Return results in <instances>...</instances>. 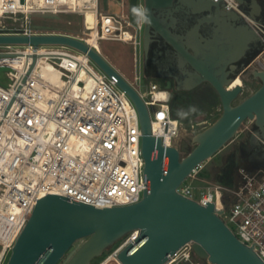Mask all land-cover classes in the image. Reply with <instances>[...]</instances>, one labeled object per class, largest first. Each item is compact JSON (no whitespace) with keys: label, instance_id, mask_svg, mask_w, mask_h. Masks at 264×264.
<instances>
[{"label":"built area","instance_id":"obj_1","mask_svg":"<svg viewBox=\"0 0 264 264\" xmlns=\"http://www.w3.org/2000/svg\"><path fill=\"white\" fill-rule=\"evenodd\" d=\"M212 1H222L224 8L238 12L251 26L263 44L254 61L255 70H264L260 60L264 56V22L250 18L236 0ZM87 10L95 12L97 43L103 39L131 43L137 65L142 25L133 23L129 13L102 12L99 0L81 4L74 0H0V33L69 35L99 51L88 42L93 29L86 22ZM35 13L80 14L90 37L38 29L32 19ZM4 19L13 23L6 25ZM34 55L36 64L23 82ZM39 61L51 63L61 83L37 72ZM2 68L7 69L9 79L5 86L0 84V246L4 250L0 264H5L44 196L57 194L70 202L106 208L139 202L148 185L137 108L87 53L66 44L5 43L0 44ZM135 82L139 90L128 83L149 109L152 134L161 138L164 146L179 147L185 139L182 122L171 113L167 90L155 82H143L140 67ZM158 92L165 95L159 97ZM246 121L245 129L253 120ZM203 169L204 163L193 168L177 191L202 205L213 203L232 232L264 261V167L249 170L238 166L231 184L205 178ZM186 179L191 185H183ZM138 235L139 230L131 231L110 253L117 256ZM181 263L212 264L199 258L191 243L169 255L165 264Z\"/></svg>","mask_w":264,"mask_h":264},{"label":"water","instance_id":"obj_2","mask_svg":"<svg viewBox=\"0 0 264 264\" xmlns=\"http://www.w3.org/2000/svg\"><path fill=\"white\" fill-rule=\"evenodd\" d=\"M190 3L200 10L213 12L216 17L223 8L222 1L190 0ZM133 6L136 0H131L129 9L130 20L135 23L131 13ZM243 22L244 46L248 25ZM253 34L257 36L254 30ZM5 43L73 46L87 53L114 78L131 97L139 113L148 185L139 202L106 208L70 202L57 194L44 196L33 209L5 264H58L79 240L82 243L65 264H91L133 230H139L138 237L117 255L122 264H165L169 255L187 243H191L199 258L212 264H264L253 248L226 225L213 203L205 206L177 191L191 170L215 156L235 137L246 120H253L260 127L262 133L256 132V136L264 144V70L253 71V77L259 79L261 85L238 103L235 101L242 94L243 86H232V78L227 79L236 62L234 55L240 48L239 43L212 40L207 46L193 47L195 54H191L182 42L174 43L186 57L180 67L187 62L196 71L195 81L187 88L207 81L218 93L222 105L221 114L212 124L190 139H183L179 147L164 146L161 138L152 134L149 109L138 92L100 51L83 40L69 35L0 33V44ZM36 61L37 55H34L23 82Z\"/></svg>","mask_w":264,"mask_h":264},{"label":"flooded vegetation","instance_id":"obj_3","mask_svg":"<svg viewBox=\"0 0 264 264\" xmlns=\"http://www.w3.org/2000/svg\"><path fill=\"white\" fill-rule=\"evenodd\" d=\"M110 1L120 12L125 9L124 14L129 13L131 0ZM236 1L250 18L264 22V0ZM136 6L151 9L152 18L151 26L141 27L140 73L147 81L165 88L169 101L179 95H186L192 99L204 97L209 103L214 99L221 103L218 93L207 81L187 88L195 81L196 71L187 62L184 67H180L186 57L175 47V42L185 44L191 54H195L193 47L207 46L212 40L239 43L240 48L235 50L234 55L236 62L227 79L232 78L233 82L237 77H248L251 84L261 83L253 77V71L256 69L254 61L262 51L263 44L238 12L223 7L216 17L213 12L195 8L190 0H136ZM243 20L248 25L244 46L241 29ZM256 132L262 133L260 127L252 122L245 131L246 138L236 145V150L216 171L214 176L217 181L231 184L240 159L247 161L250 166H264V144ZM191 146L190 143L189 148Z\"/></svg>","mask_w":264,"mask_h":264},{"label":"rangeland","instance_id":"obj_4","mask_svg":"<svg viewBox=\"0 0 264 264\" xmlns=\"http://www.w3.org/2000/svg\"><path fill=\"white\" fill-rule=\"evenodd\" d=\"M99 7L102 12L106 13H121L124 15V13L126 12L125 9L120 12L119 8L117 6H114L110 0H99ZM32 19L34 25H36V27L41 30L62 31L84 39H88L90 37L89 32L85 29L83 16L77 13H35L32 14ZM3 22L6 25H11L13 23V21L9 19H4ZM130 29L132 30V28ZM98 48L100 53L106 58V60L120 74H122L128 82L132 83L139 90V87L135 84V73L136 70H138V68L140 67V61L137 62L136 65L135 49L133 45L131 43L124 42L121 40L103 39L98 42ZM260 60L264 64V56H262ZM256 67L258 66L256 65ZM6 71V68L0 69V84L4 86L7 84V82H9V79L8 77H6L5 74ZM142 78L143 82L147 81L143 75ZM247 78L242 79L243 92L236 99L235 103H238L243 98L253 93L261 85V83L251 84L249 83ZM217 104L218 105L214 108L206 106L205 110H203L204 108H198L199 110H203L204 112L202 111L198 114L196 113L191 118L190 122L182 123V136L186 139H190L196 133L202 131L204 128L212 124L222 112L221 103ZM247 124V121H245L244 124H242L239 132L235 135V137L229 143H227L215 156H213L210 160L204 162V169L201 173L202 176L209 180L217 181L214 176L216 171L219 170L220 166L224 165V163L231 155V152L236 150V145L246 138L247 134L245 133V126ZM237 166H243L249 170H255L256 168H258L257 166H250L247 161H243L242 159H240V163ZM235 180L236 175L234 173L232 183ZM183 185H191L190 179H186ZM81 243L82 240L77 241L73 246V250L68 251L66 253L65 258L58 264H65ZM1 250L2 249L0 246V252ZM10 253L11 251L7 254L6 261L8 260Z\"/></svg>","mask_w":264,"mask_h":264},{"label":"bare ground","instance_id":"obj_5","mask_svg":"<svg viewBox=\"0 0 264 264\" xmlns=\"http://www.w3.org/2000/svg\"><path fill=\"white\" fill-rule=\"evenodd\" d=\"M76 3L77 1H79V3H83V1H92L93 0H74ZM95 3V2H94ZM86 22L88 25L89 29H93L92 30V37L89 38L88 42L91 45L94 46H98V43L96 41V36H95V23H96V16H95V12L92 10H87L86 11ZM35 70L37 72H39L45 79H50L56 83H61V79L59 77V73L56 69H54V67L52 66L51 63L47 62V61H39L37 67L35 68ZM242 79L241 77H237L232 83L231 85H242ZM165 95V93L162 92H158L157 96L161 97ZM138 232V231H137ZM3 249L0 252V257L3 255ZM98 264H122L119 259L117 258V256L114 253H109L107 257H105L100 263Z\"/></svg>","mask_w":264,"mask_h":264},{"label":"trees","instance_id":"obj_6","mask_svg":"<svg viewBox=\"0 0 264 264\" xmlns=\"http://www.w3.org/2000/svg\"><path fill=\"white\" fill-rule=\"evenodd\" d=\"M169 102H170V109H171V113H172L173 117L179 119V121L182 122V123L183 122L184 123L190 122L191 118L196 113L198 114L199 112H202L203 110H205L206 109L205 108L206 106H208V107H213L214 106L215 107L216 104H217V102H216L215 99L214 100H211V102L209 103L208 100L206 98H204V97H200L199 99H197V98L192 99V98H190V97H188L186 95H179L178 97H176L174 99H170ZM190 106H195L197 109L198 108H204V109L203 110H199L198 109V111L196 113L190 114L187 118L181 119L177 115V110L178 109L187 110ZM116 245H117V243L112 248H114ZM112 248L109 249V250L104 251V253L100 257H98V258H96V259H94L92 261V264H98V263H100L110 253V251L112 250ZM181 264H187V263H181Z\"/></svg>","mask_w":264,"mask_h":264},{"label":"clouds","instance_id":"obj_7","mask_svg":"<svg viewBox=\"0 0 264 264\" xmlns=\"http://www.w3.org/2000/svg\"><path fill=\"white\" fill-rule=\"evenodd\" d=\"M132 16L137 24L152 25L151 9L146 6H133L131 8ZM198 111L195 106H190L187 110L178 109L177 115L183 119L187 118L190 114H194Z\"/></svg>","mask_w":264,"mask_h":264},{"label":"crops","instance_id":"obj_8","mask_svg":"<svg viewBox=\"0 0 264 264\" xmlns=\"http://www.w3.org/2000/svg\"><path fill=\"white\" fill-rule=\"evenodd\" d=\"M257 167L259 168V167H264V166H257ZM226 184H227V183H226Z\"/></svg>","mask_w":264,"mask_h":264}]
</instances>
